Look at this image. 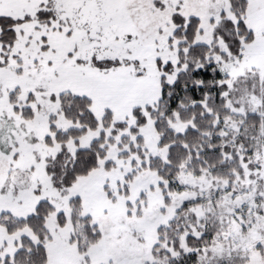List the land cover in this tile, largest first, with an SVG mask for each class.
Returning <instances> with one entry per match:
<instances>
[{
  "label": "snow or ice",
  "instance_id": "6c2138e0",
  "mask_svg": "<svg viewBox=\"0 0 264 264\" xmlns=\"http://www.w3.org/2000/svg\"><path fill=\"white\" fill-rule=\"evenodd\" d=\"M0 264H264V0H0Z\"/></svg>",
  "mask_w": 264,
  "mask_h": 264
}]
</instances>
